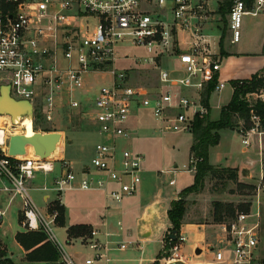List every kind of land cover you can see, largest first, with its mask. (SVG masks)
<instances>
[{
    "label": "built area",
    "instance_id": "obj_1",
    "mask_svg": "<svg viewBox=\"0 0 264 264\" xmlns=\"http://www.w3.org/2000/svg\"><path fill=\"white\" fill-rule=\"evenodd\" d=\"M254 3L255 8L247 10L243 0H232L226 14L231 43L240 38L242 15H255L264 0ZM89 17L96 19L93 28L80 22ZM212 18L206 0H0V85L9 84L13 98L28 100L34 107L45 86V102L51 106L58 82L57 88L68 95L69 106L78 108L79 101L71 92L82 86L85 71H108L111 76L110 84L101 86L92 100V120L101 140L95 143L90 163L82 167L78 179L73 168L61 160L52 185L42 188L55 192L53 200L61 203V193L72 188L74 181L82 190H102L115 201L136 193L143 156L120 147L129 137L127 122L133 108L149 107L161 129L174 133L190 132L195 115L208 113L202 101L204 89L214 79L213 92L225 85L218 80L221 59L214 46L219 41L206 31ZM179 33L187 34L185 43ZM128 45L143 49L147 57L138 59V66L151 67L156 85L133 84L128 80L130 73L114 68L118 51ZM58 58L69 64L59 68ZM8 116L0 114V118ZM250 121L249 129L243 130L242 125L238 129L243 150L252 145L251 135H261L259 117L251 113ZM16 126L7 119L0 121V196L6 193L19 198L21 231L44 233L59 255L53 264H74L56 234L58 210L50 208L53 200L41 209L30 195L34 174L50 173L55 166L49 157L41 159L27 150L24 156L7 154L8 136ZM194 162L192 159L189 169H195ZM4 215L0 210V223ZM218 226L223 238L210 247L212 258L205 264H264V256L257 253V215L237 211ZM96 234L91 229L89 235L80 237L94 252L86 264L107 260ZM185 242V235L179 232L175 242L162 249L160 260L185 264ZM117 246L125 248L122 243Z\"/></svg>",
    "mask_w": 264,
    "mask_h": 264
},
{
    "label": "rangeland",
    "instance_id": "obj_2",
    "mask_svg": "<svg viewBox=\"0 0 264 264\" xmlns=\"http://www.w3.org/2000/svg\"><path fill=\"white\" fill-rule=\"evenodd\" d=\"M209 2L210 3L208 4L207 2V4L211 9V15L213 18L208 23L206 31L208 34H212L215 41H219L217 37L220 35L222 36V45H224L225 48L237 50L239 52H254V50H259L262 48L264 26L260 20L263 17L264 5L261 6L255 15L251 13H244L242 15L239 29L240 38L238 42L231 43L230 31L226 27V11L228 10L232 0H209ZM253 8H255L254 1L251 9ZM223 10H225L224 15L222 13ZM80 22H86L90 28H93L96 23V19L89 17L86 19H80ZM179 38L183 41V43L188 40V36L185 33H179ZM214 50L219 52L218 58L221 59V56H223V51L220 49L219 42L215 44ZM146 57L147 55L143 49L134 48L128 45L127 49H120L118 51V57L115 61L114 68L116 70H122L126 73H130L132 78L130 77L128 80L133 84L148 87L154 86L157 84V79L155 73L151 70V67L145 65L139 67L137 63L138 59L143 61V59ZM223 61L224 59L222 58L221 62ZM56 63L59 68L66 67L69 64L68 61L61 58H58ZM70 63L73 64L74 61L72 60ZM85 72L88 73H84L82 75V86L79 88L74 87L71 92V97L79 101L80 106L78 108H71L69 106L68 95L64 92V89L57 88L59 85L58 82H56L55 89L53 90L55 101L51 106L45 102V93L48 92L45 86L42 87V91H39V96L35 101L33 111L29 113L31 130L42 132L59 130L60 132H64L65 135L64 140H62L57 145L55 150L56 152L54 151L49 157V160L55 166L54 170L48 173L47 178L44 176L46 173H35L34 177L30 180V183L32 184H37L40 182L42 183V180L46 179L48 185H52L53 177L58 173V168L60 166L59 162L61 163V160L58 156L59 151H62V149L67 146V140L72 138L73 134L80 130L87 132L80 135V141L79 139H75L73 140V143L67 147L68 151L72 153L76 159L81 160L82 162L90 163V159L93 156L94 145L96 142L101 140L100 136L92 131L94 130V126L92 124L94 123L92 120V112H94L92 100L101 86L110 84L111 76L108 71ZM262 74L264 75V72ZM230 91L231 86L226 84L225 88L221 92L211 96L212 110L209 116L210 120L217 117L218 108L216 105L220 104V102L225 103ZM246 98L250 103H254L258 98L264 100V88L259 90L258 93L248 94ZM237 122L236 123L238 124V127L235 129H239L243 123L242 120H237ZM129 128L136 129L139 131V133L132 135L135 137L134 139L132 137H128L125 143L120 144V147L125 146L130 149L132 148L136 152L140 153L143 156L142 162L151 160L159 173L157 184L162 188H167L169 183L174 181V175L168 172V169H173L174 164H177L180 158H187L188 151L186 145L189 137L191 138L192 134L190 135L189 132H179L177 134H173L174 132L161 129V123L152 115L149 107H138L133 110V114L129 119L128 129ZM258 129L261 134L259 137H262V161L264 163V126L261 125ZM25 132V126H21L19 124H17L13 131V133ZM241 148L242 144L240 142V137L236 131H232L229 128L221 129V145L215 151L227 152L228 150V153L233 160L232 162L238 164L249 162V158L256 160L254 168L256 176L258 177V154L257 152L255 153L254 146L248 147L245 152H241ZM67 156L70 155L67 154ZM73 172L78 179L80 176V170L76 171L73 169ZM76 182L77 181L73 182L72 188L65 189L62 192L64 199L65 201L69 200V203L73 204L76 208H85L86 206H89V202L92 201L89 199V195L92 194L89 192L91 190L80 189ZM201 192H203V194L204 192H208L211 195V199L208 201V203H205L204 200H202V203H205V207L198 210H195L196 208H194V212L199 211L201 221L207 224H215V226L220 223H216L213 220V199L224 200L223 202H231L234 205L240 203L250 204L248 211L257 215V221L259 223V243L257 253L264 256V179L261 180L259 187L254 185L253 189H249L245 187L237 188L234 181L227 180L226 178L217 179L207 176L205 180V187ZM208 193L207 195H209ZM186 196L187 194H183L182 198L184 199ZM16 204L17 201L14 202L13 206H11L6 212L5 217L3 218V224L2 222L0 223V225L2 224L0 228V243L5 249L7 256L8 250H11L15 253L19 252L17 243H15L14 240V232L16 230V232L21 230L15 211ZM217 228L216 231L219 230V227ZM57 231V234L59 233L60 236L62 230L58 229ZM59 238H62V236ZM84 244L85 242H77L75 243L74 247V250L79 251L82 259L87 258L86 256L90 252L89 246ZM147 245L156 247V244ZM93 253L94 252H92V255ZM185 253L187 254V262L185 264H192L193 261L190 259L191 257H189V254L186 251ZM193 258L194 260L197 259L196 256H193ZM10 259L15 263H23L22 261H16V259H22L19 258V255L16 257V259ZM160 259L161 258L158 260V264H163V262H160Z\"/></svg>",
    "mask_w": 264,
    "mask_h": 264
},
{
    "label": "crops",
    "instance_id": "obj_3",
    "mask_svg": "<svg viewBox=\"0 0 264 264\" xmlns=\"http://www.w3.org/2000/svg\"><path fill=\"white\" fill-rule=\"evenodd\" d=\"M207 2L208 4L210 3L209 0H207ZM260 22L264 26V12ZM221 47L225 55L221 56V61L222 58L224 61H220L218 80L222 81L225 85L229 84V80L231 79L249 78L253 73L262 71V68L264 67V55L261 53L262 48L254 50V52H239L237 50L227 49L222 44ZM221 91H214L210 95L209 116L212 110L211 96ZM231 95L232 87L227 96L226 102H220V104L216 105L218 108V114L215 119L211 120H216L218 118L220 107L229 101ZM134 109L136 108L132 109L129 119L132 116ZM129 119L127 122V128L129 126ZM92 124L94 126V130L92 131L96 133L95 125L94 123ZM231 130L236 131L238 134V129ZM128 131L129 138L132 137L133 139L135 137L132 135L139 133L136 129L129 128ZM60 133L62 141L64 140L65 134L64 132ZM83 133L87 132L80 130L73 134L72 138L67 140V146H65L62 151H59L58 154L60 160H65L76 171L81 170L87 162H82L81 160L76 159V157L68 151L67 147L70 146L75 139H79L80 141V135ZM189 133L191 135V132ZM219 135L220 138L218 144L209 148V163L217 167L236 168L238 181L252 185L254 184L259 187L261 180L264 179L262 137H258L256 135L250 136L252 141L251 146H254V151L258 154L259 176L257 177L254 168L256 160L249 158V162L238 164L232 162L233 160L228 153V150L227 152L215 151L221 145V129L219 130ZM192 140L193 138L191 135V138L189 137L186 145L188 151L187 158L183 159L179 157L180 159L177 164H174L173 169H168V172L174 175V181L169 183L167 188H162L157 184L159 176L158 170L153 165L151 160H147L142 162L141 181L136 193L131 196H125L120 201H115L107 197L105 192L102 190H91L89 192L92 194L89 195V199L92 201L89 202V206H86L85 208H76L73 204L69 203V200L65 201L63 193H61L60 202L64 206V226H58L56 228V234L58 229L62 230V235L60 234L62 238H59V233L57 236L59 240L61 239L60 241L64 244V247L71 256L74 264H86L85 260L87 258H91L92 256V251L90 249V252L86 256L87 258L84 259H82L79 251L74 250L75 243L80 242V237L68 239L66 233L67 228L74 224L90 225L91 229H95L97 231L95 236L96 239H98L104 246L103 251L106 254L107 260L102 259L94 261L91 264H150L156 259L157 253L161 252L164 247V237L169 233L172 227V224L167 216V210L170 207V203L172 200L178 199L181 191L193 182L194 170L189 169L190 162L192 160L190 153ZM126 141V139L122 140L121 144ZM246 150L241 148V152H245ZM67 154L70 156H67ZM44 176L47 178L48 173L44 174ZM29 186L32 199L41 209H44L48 202L55 198V192L53 193L52 190L42 189L43 187L50 186L48 185L46 179L42 180V183H29ZM207 193L208 192H204V194L203 192L188 193L187 196L184 197L186 200V210L180 224L179 232L186 237L182 253L186 258L187 254L185 251L189 254V257H191L190 259L193 261L192 264H194V262L195 264H205L210 261L212 258L210 247L217 245L223 238L222 231L220 229L216 231V228L219 227L218 224L216 226L215 224H207L200 220L199 211L194 212V208H196L195 210L203 209L205 207V203H208L211 199V195L209 193V195H207ZM202 200H204V204L202 203ZM214 200L218 199H213V201ZM16 201L17 204L15 211L18 220L20 200L17 196L10 198L8 194L2 193L0 196V210L4 211L6 214L8 209L13 206ZM218 201L223 202L224 200ZM16 231L14 232V235ZM3 237L5 238L4 235ZM15 243H17L16 240ZM121 243L125 245V248L120 249L117 246ZM147 244H156V247L148 246ZM17 246L19 252L15 253L8 250V257L16 259L19 255V258L22 259H16V261L24 262L25 251L18 243ZM197 249L199 250V253L195 252ZM193 256H196L197 259L194 260ZM160 262H163L164 264L163 260H160Z\"/></svg>",
    "mask_w": 264,
    "mask_h": 264
},
{
    "label": "trees",
    "instance_id": "obj_4",
    "mask_svg": "<svg viewBox=\"0 0 264 264\" xmlns=\"http://www.w3.org/2000/svg\"><path fill=\"white\" fill-rule=\"evenodd\" d=\"M247 10H251L254 0H243ZM228 11V10H227ZM226 11V12H227ZM223 15L225 10L222 11ZM222 37V36H221ZM220 37L219 45L222 50V39ZM262 55H264V38L262 44ZM223 55L225 53L223 52ZM264 67L262 71L253 73L249 78L231 79L229 84L232 87V95L229 101L220 107L219 116L216 120L209 119V98L216 85V79L212 80L203 91V104L208 107V113L204 116L195 115L191 134L192 144L190 145L191 158L195 161L193 182L185 187L178 199L172 200L167 210V216L172 227L170 231H175L176 236L179 234V228L183 215L186 210V200L182 198L183 194L199 193L205 186L206 177L226 178L236 183L237 188L253 189L254 185L238 181L237 169L231 167L213 166L208 161L209 148L219 142V130L223 128L235 129L238 127L237 120H242V129L247 130L252 126L250 121L251 113L257 115L260 124L264 126V100L256 99L250 103L246 96L252 93H258L264 88ZM237 122V123H236ZM249 203H240L234 205L231 202L212 201V215L216 223L227 222L231 220L237 211H248ZM51 209L58 210L57 222L59 226H64V206L58 200H53L50 205ZM237 210V211H236ZM236 211V212H235ZM91 226L87 224H74L67 228L68 239L89 235ZM16 242L24 249V262L15 263L7 255L5 249L0 243V264H31L45 263L53 264L57 261L59 255L55 246L46 240L44 233L40 231H18L14 236ZM175 239H169L168 234L164 237V247L168 248ZM164 254L159 252L156 259L150 264H158L159 258Z\"/></svg>",
    "mask_w": 264,
    "mask_h": 264
},
{
    "label": "water",
    "instance_id": "obj_5",
    "mask_svg": "<svg viewBox=\"0 0 264 264\" xmlns=\"http://www.w3.org/2000/svg\"><path fill=\"white\" fill-rule=\"evenodd\" d=\"M33 111L30 101L25 99H15L10 95V85H0V114H8L11 117L23 116ZM61 142V133L58 131H31L30 133H12L7 140V154L11 157L26 154V147L30 145L35 155L41 159H46L56 150ZM168 237L174 239L175 231H169ZM199 253L197 249L195 251ZM176 264V263H170Z\"/></svg>",
    "mask_w": 264,
    "mask_h": 264
},
{
    "label": "bare ground",
    "instance_id": "obj_6",
    "mask_svg": "<svg viewBox=\"0 0 264 264\" xmlns=\"http://www.w3.org/2000/svg\"><path fill=\"white\" fill-rule=\"evenodd\" d=\"M4 119H7V121H11L13 123H17L21 126H25L26 133H30L32 131L31 126H30V115L29 114H27L23 117H20L19 115H16L14 117H11V116L1 117L0 121L3 123ZM26 150H27V154L34 153L32 147L30 145H27ZM20 156H24V155H20Z\"/></svg>",
    "mask_w": 264,
    "mask_h": 264
}]
</instances>
